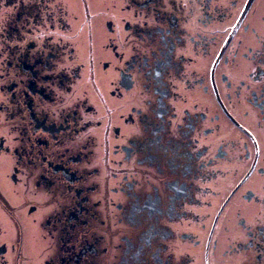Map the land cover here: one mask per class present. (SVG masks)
I'll return each mask as SVG.
<instances>
[{"label": "flooded vegetation", "instance_id": "1", "mask_svg": "<svg viewBox=\"0 0 264 264\" xmlns=\"http://www.w3.org/2000/svg\"><path fill=\"white\" fill-rule=\"evenodd\" d=\"M0 264H264V0H0Z\"/></svg>", "mask_w": 264, "mask_h": 264}]
</instances>
